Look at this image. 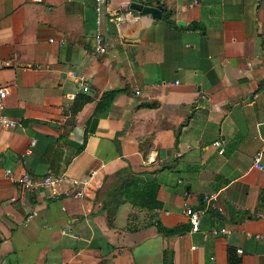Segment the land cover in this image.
<instances>
[{"label": "crops", "instance_id": "0c3cea01", "mask_svg": "<svg viewBox=\"0 0 264 264\" xmlns=\"http://www.w3.org/2000/svg\"><path fill=\"white\" fill-rule=\"evenodd\" d=\"M140 2L105 1L100 54L95 0H0L4 114L20 123L0 133L6 264H229L230 248L264 264V0H143L161 19L130 9ZM109 91L122 92L95 117ZM80 95L92 100L73 116ZM130 169L154 173L141 178L159 183L161 207L123 204L111 227L102 204ZM7 170L56 183L24 191ZM212 193L223 212L192 233L184 210Z\"/></svg>", "mask_w": 264, "mask_h": 264}, {"label": "trees", "instance_id": "16d2710c", "mask_svg": "<svg viewBox=\"0 0 264 264\" xmlns=\"http://www.w3.org/2000/svg\"><path fill=\"white\" fill-rule=\"evenodd\" d=\"M171 13L164 15V21L168 24H172ZM122 91H109L104 93L103 97L97 104L95 111V117L103 118L109 115L112 106L115 102L117 95ZM92 98L80 95L75 99V102L70 109L73 116H76L83 107L89 103ZM149 105L151 107L155 106ZM84 150L82 145L76 154ZM154 173H134L131 169L121 177L117 184L109 191L106 199L103 201L102 210L106 214L109 226L114 227L119 208L126 203H130L133 207L145 210L148 212H154L161 207V203L158 201V193L160 189L159 183L155 179L148 181L142 180L141 177L150 176ZM157 229L160 233L165 235H174L180 231V228L168 229L165 228L161 223H156ZM166 253L164 258V264L166 262ZM229 264H242V258L237 254L236 249L230 248L228 253Z\"/></svg>", "mask_w": 264, "mask_h": 264}, {"label": "built area", "instance_id": "2783aa9c", "mask_svg": "<svg viewBox=\"0 0 264 264\" xmlns=\"http://www.w3.org/2000/svg\"><path fill=\"white\" fill-rule=\"evenodd\" d=\"M96 1V11H97V32H96V40H97V52L100 54L106 53V48L104 46V36L102 32V6L104 5L106 0H95ZM143 2V0H141ZM199 0H194L192 6H198ZM124 20L123 15H112L111 22H122ZM2 65H0V70L2 69ZM83 91H89V85H83ZM139 94V93H137ZM9 97V89L5 86L0 85V133L2 131H8L12 129H16L20 126V123L14 119H11L7 115L4 114V110L6 107V101ZM213 146L219 149V154L224 153V149L222 148L221 142L216 141L213 143ZM264 157V148L257 153L254 157V166L260 171L264 170V166L262 164V160ZM6 175L12 179L14 183H16L22 190L24 191H33L39 188L54 186L56 180L52 177L45 178H34L30 175L24 174L21 176H15L11 170L6 171ZM203 207L201 210H195L192 207H186L184 210L185 216L188 218V223L191 226L192 233L200 232V220L201 216L204 213L210 211H216L218 213L223 212V208L219 206V193H212L203 197L202 200ZM263 217L264 216H259ZM211 234L215 237L219 236H229L231 235V231L227 228H218L211 231ZM204 238L207 239V235H204ZM261 237L258 235L256 239H260ZM195 249V247L193 248ZM238 254H243V251L238 249ZM0 264H6L4 261L0 259Z\"/></svg>", "mask_w": 264, "mask_h": 264}, {"label": "water", "instance_id": "95a60500", "mask_svg": "<svg viewBox=\"0 0 264 264\" xmlns=\"http://www.w3.org/2000/svg\"><path fill=\"white\" fill-rule=\"evenodd\" d=\"M132 11L138 12L141 16L151 15L154 19H161L163 8L162 7H149L145 6L143 2L133 3L130 5ZM99 123L98 118H94L90 127V132L94 133Z\"/></svg>", "mask_w": 264, "mask_h": 264}]
</instances>
